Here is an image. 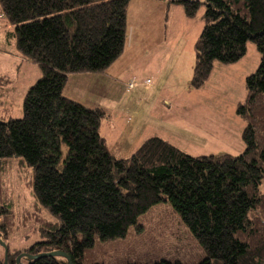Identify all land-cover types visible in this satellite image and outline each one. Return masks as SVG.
I'll list each match as a JSON object with an SVG mask.
<instances>
[{"label": "trees", "instance_id": "1", "mask_svg": "<svg viewBox=\"0 0 264 264\" xmlns=\"http://www.w3.org/2000/svg\"><path fill=\"white\" fill-rule=\"evenodd\" d=\"M130 2L0 0L3 42H14L42 71L24 98L22 118L0 120V243L8 250L7 264H69L61 256H23L52 252L85 264L97 237L124 239L139 217L165 202L202 247L199 264H264V0H165L167 11L181 6L188 19L206 7L194 45L192 90L203 88L215 62H238L247 43H255L260 65L236 108L245 123L244 152L193 157L152 137L127 159H117L100 132L107 112L64 91L71 74H101L123 54ZM15 159L29 170L33 195L52 221H32L37 241L12 251L14 207L1 176ZM30 220L22 219L26 227Z\"/></svg>", "mask_w": 264, "mask_h": 264}, {"label": "rangeland", "instance_id": "2", "mask_svg": "<svg viewBox=\"0 0 264 264\" xmlns=\"http://www.w3.org/2000/svg\"><path fill=\"white\" fill-rule=\"evenodd\" d=\"M132 2L129 22L134 28L127 23L129 38L123 54L126 53L117 59H120L115 64L117 69H110L122 77L109 83L97 81V73L71 74L68 85L76 90L70 92L71 99L107 112L100 132L117 159H127L152 137L162 138L193 157L243 153L245 123L237 116L236 108L246 99L247 78L260 65L261 56L255 43H247L246 54L238 62L227 65L215 62L203 88L192 90L189 82L195 67L194 45L203 31L206 7L202 6L190 20L183 13L167 15L166 9L149 19L143 6L145 1ZM128 12L129 7L127 22ZM130 27L135 30L133 38ZM178 38L180 43L174 46ZM1 40L2 33L0 78L6 77L9 83H0V120L19 119L23 116L24 98L39 81L42 71L39 65L18 53L14 42ZM156 43L170 45L163 47ZM131 82L136 85L132 92L128 89ZM20 163L16 159L8 162L1 176L4 195L12 200L14 207L16 231L9 239L12 251L37 241L36 225L32 221H52L33 195L29 170ZM261 191L264 192V183ZM26 216L31 218L26 223L29 227L22 221ZM204 255L191 230L170 203L165 202L139 217L124 239L102 242L97 237L94 247L86 250L84 262L152 264L167 260L199 264ZM4 259L5 248L0 243V260ZM59 263L64 264V260L60 259Z\"/></svg>", "mask_w": 264, "mask_h": 264}, {"label": "crops", "instance_id": "3", "mask_svg": "<svg viewBox=\"0 0 264 264\" xmlns=\"http://www.w3.org/2000/svg\"><path fill=\"white\" fill-rule=\"evenodd\" d=\"M133 1V0H132ZM131 1V4H130V6H132V2ZM145 2H144V7H146V14L148 15V18L149 19H151V18H153V16H154V14L155 15H161L162 14V10L163 9H166V11H167V5L165 4L166 2L165 1H162V2H160L161 0H144ZM163 2H165V3H163ZM130 6H129V12H128V22L127 23H129V25L130 26H133V28H134V25H133V23L132 22H129V15H130ZM168 12V15L171 13H176L177 15L178 14H182L183 13V15H184V17H186L185 16V13H184V11H183V9H182V7L181 6H178V5H172L170 8H169V10L167 11ZM137 15H140L139 13H136ZM186 19H188L187 17H186ZM190 20V19H189ZM154 22L155 21H153L151 24H149V26L150 27H152L153 25H154ZM130 30H131V35H132V38H133V36H134V32H135V30L134 29H132L131 27H130ZM128 31H129V29H128ZM129 33V32H128ZM150 33H152V31H150ZM128 38H129V34H128ZM1 41H3V40H1ZM127 43H128V41H127ZM180 43V39L178 38V40L173 44L174 46L175 45H178ZM157 44V46L159 45H161V46H169L170 44H161V43H156ZM127 45V44H126ZM132 46V39H131V44L129 45V47H131ZM163 46V47H164ZM126 48H127V46H126ZM155 48V47H154ZM126 53V52H125ZM124 53V54H125ZM123 54V55H124ZM120 60V59H119ZM118 60V61H119ZM118 61H116L111 67H109L106 71H104L103 73H101V74H96V75H99V76H95V77H97V78H95V79H97V81H102V80H107V81H109V83H110V81H112L113 83L114 82H116V81H118L121 77H122V74H120V75H116L115 74V71L116 70H110V69H117L116 67V63L118 62ZM78 80V79H77ZM68 83H69V81H68ZM68 83H67V86H66V88H65V91H64V93H65V95L67 96V97H69V98H71V93H75L76 92V90L74 89V87H72V86H70V85H68ZM83 91L85 92V93H87V91H86V89L85 88H83ZM71 92V93H70ZM84 105V104H83ZM99 108H101V107H99ZM103 109V108H102ZM104 110V109H103ZM263 183H264V180H263Z\"/></svg>", "mask_w": 264, "mask_h": 264}, {"label": "water", "instance_id": "4", "mask_svg": "<svg viewBox=\"0 0 264 264\" xmlns=\"http://www.w3.org/2000/svg\"><path fill=\"white\" fill-rule=\"evenodd\" d=\"M5 251H6V254H5V264H7V257H8V250L6 249L5 247ZM23 256H26V257H29L31 259H34V260H37V259H40V258H44V257H57V256H61V257H64L68 260L69 264H72L71 261H70V258L67 254H65L64 252H52V253H46V254H42V255H39V256H28L26 254H23ZM17 261H19V259H17Z\"/></svg>", "mask_w": 264, "mask_h": 264}, {"label": "built area", "instance_id": "5", "mask_svg": "<svg viewBox=\"0 0 264 264\" xmlns=\"http://www.w3.org/2000/svg\"><path fill=\"white\" fill-rule=\"evenodd\" d=\"M128 87H129V90H130V91H133V90L136 89V85H135L133 82L130 83V84L128 85Z\"/></svg>", "mask_w": 264, "mask_h": 264}, {"label": "clouds", "instance_id": "6", "mask_svg": "<svg viewBox=\"0 0 264 264\" xmlns=\"http://www.w3.org/2000/svg\"><path fill=\"white\" fill-rule=\"evenodd\" d=\"M132 83V82H131ZM134 83V82H133ZM130 92H132V91H130ZM5 254H6V251H5Z\"/></svg>", "mask_w": 264, "mask_h": 264}]
</instances>
